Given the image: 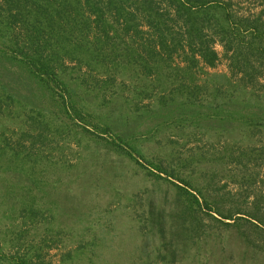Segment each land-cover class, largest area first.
I'll return each mask as SVG.
<instances>
[{"label": "trees", "instance_id": "obj_1", "mask_svg": "<svg viewBox=\"0 0 264 264\" xmlns=\"http://www.w3.org/2000/svg\"><path fill=\"white\" fill-rule=\"evenodd\" d=\"M216 44L226 73L210 71L221 60ZM35 98L54 101L58 112ZM60 114L109 135L115 153L142 158L148 173L183 184L170 182L188 240L198 237L193 227L204 232L206 216L216 237L233 231L237 250L264 264V187L256 179L264 168V0H0V214L34 221L31 184L50 185L35 169L53 164L31 148L59 129ZM4 122L18 125L31 147L12 148ZM206 137L222 147L239 191L254 188L244 207L230 204V192L211 200L139 147L161 143L173 157L177 141ZM9 171L29 185L4 178ZM0 264L34 263L0 254Z\"/></svg>", "mask_w": 264, "mask_h": 264}, {"label": "rangeland", "instance_id": "obj_2", "mask_svg": "<svg viewBox=\"0 0 264 264\" xmlns=\"http://www.w3.org/2000/svg\"><path fill=\"white\" fill-rule=\"evenodd\" d=\"M215 48L221 60L210 71L226 73L222 47L216 44ZM35 100L58 112L54 101ZM54 122L59 129L45 132L44 142L31 148L44 150L51 160L48 172L36 167L34 175L40 180V176L46 178L50 185L36 187L30 183L39 198L34 221L9 212L0 214V254L29 258L34 264L252 263L250 251L243 254L242 249L237 250L235 233L216 237L215 223L206 216L204 232L193 227L198 237H184L182 209L176 205L178 190L170 183L183 186L179 181L158 171L148 173L151 167L134 154L139 164L126 153H115L110 136L94 126H88L86 131L80 123L69 124L64 115L54 118ZM4 124L5 140L12 148L31 147L28 136L18 138V125ZM177 142L173 144V157L166 155L161 143L146 141L139 147H145V159L160 162L168 173L189 179L211 200L227 199L230 192V204L245 206V196L254 188L239 191L238 184L229 178L233 173L223 159L221 146L207 137L186 146L182 140ZM214 167L218 171L214 172ZM3 177L12 179L13 184L18 180L19 188L24 182L29 185L17 172L9 171ZM256 179L257 187L263 188L264 168ZM11 185L10 182L4 189L9 191ZM16 192L22 194L18 188Z\"/></svg>", "mask_w": 264, "mask_h": 264}]
</instances>
